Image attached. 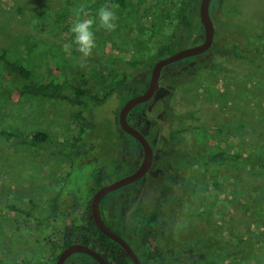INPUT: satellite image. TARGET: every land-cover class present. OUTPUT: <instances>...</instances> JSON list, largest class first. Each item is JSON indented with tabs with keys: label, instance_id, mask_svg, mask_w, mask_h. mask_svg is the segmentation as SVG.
<instances>
[{
	"label": "rangeland",
	"instance_id": "374dc122",
	"mask_svg": "<svg viewBox=\"0 0 264 264\" xmlns=\"http://www.w3.org/2000/svg\"><path fill=\"white\" fill-rule=\"evenodd\" d=\"M174 2L176 0H127L129 14L115 12L111 16L106 9L97 10L82 17L74 28L70 27V23L75 19L73 13L76 9L70 0H0V49L5 50L8 57L30 68L32 76L39 81L48 77L58 79L61 76L60 69H64L69 80L75 83L78 80L83 87L89 83L97 88L99 82L123 72L142 83L148 77L147 67L138 65L134 68L123 62L133 58L145 59L157 44L170 35L172 27H168L169 23H160L157 16L162 10L172 13ZM133 6L138 10H133ZM209 13L213 15L214 28L224 20L231 22L237 19L243 28L264 26V0H211ZM172 16L170 15L171 18ZM152 18L157 24L153 28L156 34L148 39L146 26ZM189 19L193 29L190 33L179 32L173 51L201 41L203 32L197 6L189 14ZM140 20L143 23L139 24ZM216 28L212 43L218 53L226 58L224 55H230V46ZM223 57V62L228 63V59ZM188 58L165 65L161 69L160 87L151 100L135 109V112L140 109V122L144 123L143 126H148L155 116L163 121L166 117H176L193 108L194 111H201L200 114L196 113L200 119L195 120V116L191 114L193 120L185 118L183 125L197 123L207 129H214L224 125L232 127L244 120L250 123L246 127L247 135L241 136V144L248 149V146L252 148V145L264 140V78L252 76H258V71L253 70L254 65L235 58L229 60V73L224 77L217 73L213 77L203 73L199 79H192L195 64L203 62L204 56ZM181 69L186 83L171 96L168 92L170 73ZM82 81L86 83L82 84ZM124 101L125 95L113 94L100 105L84 110V115L93 123L87 141L93 144V151L107 166L118 163L125 151L133 152V159L125 162L127 165L119 163L118 171L113 172L109 178L111 180L128 174L141 157L135 141L120 131L117 123V112ZM68 110V105L63 102L12 95L7 89L6 80L0 75V130H17L20 133L42 131L50 139L48 147L40 150L25 145L19 139H7L0 135V264L54 263L64 230L63 223L31 222L7 209L5 203L8 199L17 197L21 201L31 200L38 204L43 194L48 195L56 190L59 183L56 178L65 170L67 161L61 154H54L50 150L56 149L57 145L54 143L58 139L68 138L75 129L66 119ZM242 130L243 128L236 129L235 132L241 134ZM214 133L211 130H187L183 136V149H211L216 140L220 141L221 146L229 145L226 143L229 140H223L225 134H217L219 138H216ZM153 157L158 166L146 176L145 181L147 184L153 183L154 175H158L156 177L164 183L166 181L162 180L164 175L159 168L165 164L158 156ZM219 170L220 168L215 173ZM230 172L229 170L228 174ZM178 176L184 183L191 180L197 183L195 180L199 178L196 169L191 172L185 170ZM203 178L208 184L212 181L206 174H203ZM227 178L230 187H226L223 193L228 199L223 203L210 201L212 210L208 217L194 216L197 205L203 203V194L183 197V244H189L199 233H209L219 238L231 237V225L233 227L238 222V230H245V225L239 221L250 223V227L254 226L253 216L244 214L242 209L235 206V173ZM243 180L253 181L254 185L262 183L264 173H247ZM133 185H137V182ZM133 185L119 188L106 197L122 195ZM208 198L206 199L209 200ZM222 208L226 213L224 217L220 216ZM260 251L263 254L264 247ZM212 256L217 261L219 259L225 262L223 254ZM239 264L260 262L247 254L241 256Z\"/></svg>",
	"mask_w": 264,
	"mask_h": 264
},
{
	"label": "trees",
	"instance_id": "16d2710c",
	"mask_svg": "<svg viewBox=\"0 0 264 264\" xmlns=\"http://www.w3.org/2000/svg\"><path fill=\"white\" fill-rule=\"evenodd\" d=\"M70 1L76 9L73 13L75 19L70 23V27L74 28L82 17H86L97 10L106 9L108 13H111V16L115 12L130 13L127 0ZM197 2L198 0H176L172 6V13L169 14L168 11L162 10L157 19L161 21L160 23H169L168 27H172L170 35L157 44L153 51L146 55L145 59L137 60L133 58L123 63L134 68L138 65H145L148 69L156 59L170 54L177 45L179 32L190 33L193 29L189 14L195 10ZM135 9H137L136 6H133V10ZM144 13L148 14L146 11ZM140 15L143 14L140 13ZM170 15H173L172 18ZM210 17L212 20L213 15H210ZM141 21H139V24L143 23ZM155 24L156 21L152 18L150 24L146 26L148 39L156 34L154 32L156 30L153 29ZM216 27L217 30L219 29V34L221 33L224 36V40L230 46V55H224L227 56L226 58L223 57L221 53H218L215 44L212 43L206 52L192 57L204 56L203 62L195 64L192 79H199L200 76H203V73L210 77L215 76L216 73L224 77L226 73H229V60L235 58L243 63L253 64V70L258 71V76L257 74H252V76L264 78V26L251 29L243 28L239 19H237L231 20V22L224 20ZM215 28L214 32L216 31ZM222 57L228 59V63H224ZM64 72V69H60L61 76L58 79L48 77L43 81H39L32 76L30 68L8 57L5 50L0 49V75L6 80L7 89L11 94L16 97L43 98L65 103L69 107L66 119L75 128L68 138L58 139L54 143V145H57L56 149L50 150L54 154L64 156L67 162L66 171L60 185L56 193L49 197L46 206L40 208L38 204L31 200L24 202L17 197H12L5 203V207L14 214L22 215L27 220L35 223H47L53 216L67 212L68 208L74 210L79 203H83L92 194L95 188L104 183L105 179L110 178L113 172L118 171L119 166L117 167L115 163H110L107 166L103 161L97 162L94 156L89 158L86 155L87 152L93 151L94 147L89 140L87 141L88 135L93 129V123L84 115V110L100 105L113 94L125 95L126 100L140 93L143 89L140 83L138 86L133 84L128 79L129 74L125 72L116 77H111L109 80L104 79L98 83L97 88L93 84L82 81V84L86 83V86L83 87L80 81L77 80L75 83L69 80ZM211 95H214V93ZM196 113L200 114L201 111L197 112L193 108H189L183 113V121H186L185 118H190L189 120L192 121L191 114L195 116L193 117L195 120H199L200 116ZM177 116H180V114ZM249 123L243 120V122H239L232 127L224 125L214 129H207L197 123L183 125L184 133L190 129H198L204 132L211 130L215 132L216 138H219L220 134H225L223 140H229L226 142L229 143V145H226L227 147L221 146L220 141L216 140V144L211 149L201 151L183 149V171L189 170L191 172L196 169L199 176L195 180L197 183L192 180L186 181V183L183 182V186L185 184L183 197L192 194H203V203L197 205L194 216L208 217L211 215L212 210L210 201L223 203L228 199L223 193L226 187H230L228 186L227 177H231V173H235V184L237 185L234 193L235 206L242 209L244 214L252 215L254 222V226L250 227V223L239 221V223L245 225V230H238L236 227L238 222L233 227L231 225V229L228 227L231 237L219 238L209 233L197 234L189 244H183V264H224L226 262L227 264H239L241 256L247 254H250L260 264H264V253L262 254L260 251V248L264 247V182L254 185L253 181L246 182L243 180L247 173H264V140L252 145V148L248 146V149L244 147V144H241L243 142L241 136L242 134L243 136L247 135L246 127ZM240 128H243V130L241 134H237L235 131ZM145 134L150 138L146 128ZM0 135L7 139H19L25 145L40 150H45L50 143L48 134L42 131L20 133L17 130L3 129L0 130ZM168 135L171 136L172 132ZM218 168L220 170L215 173ZM229 170L231 171L230 174H228ZM213 172L215 175L211 177ZM224 172L228 175H225ZM203 174L212 179L210 184L205 181V178L202 179ZM207 197H209V200L206 199ZM257 197L259 198L257 199ZM220 210V216L224 217L226 213L223 208ZM222 221L225 222L224 219ZM71 225H77V223H63L64 236L60 248L68 242L67 233H72L75 230L73 236L79 234L77 232L78 227H72ZM90 225L94 231H99L92 222ZM159 254L158 249H156L154 257L158 259ZM212 254L219 256L223 254L225 262L219 261V259L217 261V258Z\"/></svg>",
	"mask_w": 264,
	"mask_h": 264
},
{
	"label": "flooded vegetation",
	"instance_id": "af4514ba",
	"mask_svg": "<svg viewBox=\"0 0 264 264\" xmlns=\"http://www.w3.org/2000/svg\"><path fill=\"white\" fill-rule=\"evenodd\" d=\"M151 66L148 68V75ZM160 75L161 71L153 94L160 87ZM179 76L180 78L178 79ZM128 79L136 86L139 85L137 79H133V77H128ZM147 81L148 77L140 83L143 87L141 92L145 89ZM169 83L168 92L170 95L174 94L177 88L182 89L183 84L186 83V81H183V70L171 72ZM152 96L148 100H151ZM147 101L133 107L126 119L130 125L142 133L150 145L152 150L151 165L142 177L119 188L133 185L136 182L137 185L129 187L122 195L114 194L106 197L108 193L119 188L107 192L100 199L98 206L102 222L124 241L134 258L128 254L124 246L106 237L100 231H94L90 225L92 222L96 227L90 213V198L100 186L115 180L109 178L105 179L104 183L95 188L92 194L83 203H79L74 210L68 208L67 212L53 216L47 221L61 224L77 223V225L71 226L78 227L77 232L80 235L73 236L76 232L75 230L72 233H67L66 238L68 242L60 248L63 244L64 234L62 233L58 253L68 244L78 243L91 248L108 264H136L135 260L138 264H183V212L185 211L183 209V179L178 176L183 173V136L185 134L183 131V113H180V116L176 117H166L163 121L158 120L159 118L155 116L154 119L149 121L148 126H143L144 123L140 122V109L138 112H135V109ZM145 128L150 138L145 134ZM120 131L122 130L120 129ZM170 132H172L171 136L168 135ZM161 135H163V138H160ZM130 138L133 139L132 137ZM135 145H137L141 152V147L137 141H135ZM86 155L89 158L94 156L97 162L103 161L94 151H89ZM132 155L133 152L131 150L125 151L124 157L116 163L117 167L119 163L130 162L129 160L133 159ZM154 155L161 158L163 164H165L159 170L164 175L162 180L166 182L163 183L159 177H156L158 175H154V182L147 184L145 181L146 176L152 170L157 169L158 166L153 157ZM139 161L128 174L137 167ZM124 165L127 164L125 163ZM65 171L66 168L60 177L56 178V181L59 182L57 183L56 190L51 194L42 195L38 202L40 208L45 207L49 197L56 193ZM156 249L160 253L158 259L154 257ZM58 253L55 256L54 262ZM62 264L99 263L85 253L74 252L69 254Z\"/></svg>",
	"mask_w": 264,
	"mask_h": 264
},
{
	"label": "water",
	"instance_id": "95a60500",
	"mask_svg": "<svg viewBox=\"0 0 264 264\" xmlns=\"http://www.w3.org/2000/svg\"><path fill=\"white\" fill-rule=\"evenodd\" d=\"M209 3L210 0H198L197 2V12L199 23L202 28L203 36L202 40L194 45L179 48L170 54H167L159 59H157L151 66L148 75V81L145 89L129 98H127L120 106L117 112V123L120 129L132 137L141 147V159L137 167L129 174L117 178L111 182L103 184L100 186L91 196L89 201L90 213L94 224L98 230L104 234L106 237L113 239L118 242L127 250L128 254L134 258L131 251L127 248L124 241L115 234L111 229H109L101 220L99 215V201L109 191L115 190L123 185L130 182L136 181L142 177L149 169L152 161V150L144 136L140 131L134 128L127 122V116L130 110L137 104L147 101L153 94L154 89L157 85L158 77L161 69L168 64L175 61L192 57L201 54L209 49L212 44L214 36V26L209 13ZM82 252L92 258H94L99 264H108L105 262L95 251L83 244L71 243L65 246L57 255L54 264H62L63 260L71 253ZM136 264L138 262L135 260Z\"/></svg>",
	"mask_w": 264,
	"mask_h": 264
}]
</instances>
